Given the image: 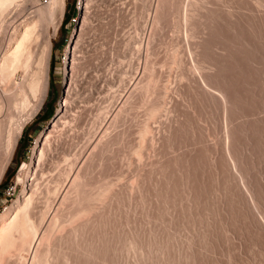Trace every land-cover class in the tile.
Masks as SVG:
<instances>
[{
	"label": "bare ground",
	"instance_id": "bare-ground-1",
	"mask_svg": "<svg viewBox=\"0 0 264 264\" xmlns=\"http://www.w3.org/2000/svg\"><path fill=\"white\" fill-rule=\"evenodd\" d=\"M93 2L81 0L85 17ZM154 2L153 32L134 38L144 59L135 72L119 58L113 67L112 50L92 60L83 32L67 51L57 115L38 138L22 194L0 215V264H264V0ZM65 8L66 0H0V182L50 96ZM173 26L184 34L169 41ZM161 35L172 47L160 61L170 66L166 83ZM139 107L146 118L136 117L134 134ZM129 134L130 183L117 187L105 176Z\"/></svg>",
	"mask_w": 264,
	"mask_h": 264
},
{
	"label": "rangeland",
	"instance_id": "rangeland-1",
	"mask_svg": "<svg viewBox=\"0 0 264 264\" xmlns=\"http://www.w3.org/2000/svg\"><path fill=\"white\" fill-rule=\"evenodd\" d=\"M134 1V2H133ZM137 1V3H135ZM145 0H143V1H139V0H110V1H107V0H94V2L91 4V11H89L90 13L89 14H87V17H85L84 15V8H82L83 6H82V4H81V0H66V8H65V12H64V16H63V19L61 20L62 22H60V26L58 27V30H57V32H56V34L52 37V55H51V92H50V96H49V98H48V100H47V102H46V104L43 106V108H42V110L40 111V113L32 120V121H30L29 123H28V125H27V127L25 128V130H24V132H23V135H22V137H21V139H20V142H19V145H18V147H17V150H16V152H15V154H14V156H13V158H12V161L10 162V165H9V167H8V169H7V171H6V173H5V175H4V177L2 178V180H1V182H0V215L2 214V213H4L10 206H12V204L20 197V195L22 194V189H23V186H22V184L24 183V181H25V179H26V175H27V173H28V169H29V166L31 165V161H33V159H34V149H35V146H36V144H37V141H38V138L41 136V134L43 133V131L44 130H46L50 125H51V122L53 121V119L56 117V115H57V112H58V108H59V106H60V104H61V101H62V98H63V94H64V87H65V82H66V73H65V67H66V64H65V59H66V57H68V50L70 51L71 50V48L74 46V41H76V39H77V37H78V35H81V34H79V33H82V35H84V36H82L81 37V39L83 38V40H84V42H83V45L85 44V46L86 45H88V47L87 48H89L90 49V51L92 50V52H89V54L91 53H93V52H95V50H96V52L95 53H93L92 54V56L95 54H98V55H94L95 57H93L92 58V60L94 59L95 60V62L96 63H100L101 61L99 60L98 61V58L99 59H101V56H102V53H103V51L105 52V51H107V52H105V53H109L110 55H111V52L113 53V54H115L114 55V62L112 61V60H110V64H111V61H112V65H113V67H115V66H117L118 65V63H119V61L120 60H123V62L127 65V66H129L130 64H131V66H132V68H133V71L135 72V68L137 67V65H138V61H142L141 63H143L144 62V59L143 60H139L137 57H138V53H137V50L139 49V42L137 41V43H136V41H134V38H140V37H142L143 35H144V33H145V31H146V33L148 32V30L150 31V29H153L154 30V28L151 26L152 25V17H153V15H154V13L152 14V11L154 12V10H155V4H156V2H154V0H146V1H149L148 3L145 1ZM112 2V4H110ZM114 2V3H113ZM147 3V4H144V3ZM131 3V4H130ZM134 3V4H133ZM97 4V5H96ZM123 4H125V5H123ZM135 5V6H133V5ZM137 4V5H136ZM141 4V5H140ZM95 5V6H94ZM115 5V6H114ZM129 5V6H128ZM138 5L141 7V8H139L138 7ZM143 5V6H142ZM145 5V6H144ZM151 5H153V6H151ZM98 6V7H97ZM110 6V7H109ZM120 6H122V8L121 9H119L120 8ZM126 6V7H125ZM35 7V9H36V6H34ZM96 7V8H95ZM116 9H115V8ZM124 7V8H123ZM132 7H136L135 9L133 8V9H131ZM153 8V9H152ZM94 9V10H93ZM123 9H125V11L123 10ZM128 9V10H127ZM119 10H121V11H119ZM133 10H134V12H133ZM135 10L137 11L138 10V12H135ZM31 11H33L34 12V8H31L30 9V11L29 12H31ZM93 11V12H92ZM127 11V12H126ZM33 12H32V14L31 15H33ZM122 12V13H121ZM125 12V13H124ZM132 12H133V14H132ZM127 13V14H126ZM128 13H129V15H128ZM138 13V14H137ZM15 15V14H14ZM14 15H13V19H15L14 18ZM17 15H18V13H17ZM17 15H15V16H17ZM21 15V14H20ZM20 15H18L19 17H17V19L19 20V18H21V16ZM88 15H91V16H88ZM123 15H125V17L123 16ZM131 15V16H130ZM135 15V16H134ZM177 15V14H176ZM176 15L173 17V19H177V17H176ZM120 16H122V17H120ZM130 16V17H129ZM25 17V16H24ZM24 17L23 18H21V20L22 19H24ZM129 17V18H128ZM134 17H135V19H134ZM84 18H85V20L87 21H85L84 20ZM88 18V19H87ZM90 18V19H89ZM128 18V19H127ZM12 19V20H13ZM17 19L15 20V22L17 21ZM21 20H19L17 23H19ZM90 20V21H89ZM132 20V21H131ZM149 20H151V21H149ZM83 21V23H84V21H85V23H84V26H83V23H81ZM126 21V22H125ZM131 21L132 23H129V22ZM136 21V22H135ZM146 22H147V24H146ZM174 23L173 24H175V21H173ZM16 23V24H17ZM89 23V24H88ZM149 24H150V26H149ZM107 25V26H106ZM111 26V28L109 27V26ZM135 25H136V27H135ZM144 25H147V26H144ZM82 26H83V28H85V29H83L82 28ZM88 26V27H87ZM103 26V27H102ZM104 27H106V28H104ZM136 28V30H135V28ZM147 28V30H146V28ZM174 27V26H173ZM172 27V29L170 30V28H168L167 29V31H165L164 33H166V35L168 34L169 35V37L168 36H166V35H161V37H157V42H156V44L158 43V48L160 47L159 45H161L163 42H161L164 38V42H166V44L164 45V43L162 44V45H164L165 47L166 46H168V45H170V35L173 37H175V36H177V35H182V32H183V34H184V31H182V32H180V30H178V29H176L175 27V30H173L174 28ZM82 28V29H81ZM103 28V29H102ZM148 28H150V29H148ZM87 29H88V31H87ZM109 29V30H108ZM112 29V31H110ZM127 29V30H126ZM142 29H144V30H142ZM80 30H82V31H80ZM84 30V31H83ZM118 30V31H117ZM126 30V31H125ZM153 30H151V32H153ZM177 30V31H176ZM100 33H99V32ZM106 31V32H105ZM115 31V32H114ZM142 31V32H141ZM87 34H90V35H87ZM94 32H96V33H94ZM98 32V33H97ZM104 32V33H103ZM108 32V33H107ZM112 34H110V33ZM122 32V33H121ZM138 34H137V33ZM151 32H148L147 33V35L149 34V33H151ZM116 33H118V35H116ZM119 33H120V35H119ZM143 33V34H142ZM163 33V34H164ZM100 34H102V36H100ZM123 34V35H122ZM127 34L130 36H127ZM108 35H109V38H108ZM116 36V38H115V36ZM125 35V36H124ZM133 35V36H132ZM136 35V36H135ZM118 37V38H117ZM123 37H125V39L123 38ZM164 37V38H163ZM166 37H168V38H166ZM87 38H90L89 40L86 39ZM159 38V39H158ZM93 41H92V40ZM97 41V42H95V40ZM105 39V40H104ZM109 39V40H108ZM115 39V40H114ZM120 39V40H119ZM161 39V40H160ZM166 39H168V40H166ZM86 40V41H85ZM118 40V41H117ZM124 42H123V41ZM132 40L135 42H132ZM135 40H139V39H135ZM103 41V42H102ZM111 41H113L112 43H111ZM89 42H91V43H89ZM108 42V43H107ZM110 42V43H109ZM159 42H161V44H159ZM88 43V44H87ZM99 45H98V44ZM120 43V44H119ZM132 43H134V44H132ZM90 44H91V46H90ZM92 44H94V45H92ZM107 44H109V46L107 45ZM128 46H126V45ZM136 44V45H135ZM101 45V46H100ZM118 45H120L119 47H120V50L121 51H118ZM122 45V46H121ZM161 45V46H162ZM107 47V48H102L101 49V47ZM100 47V48H99ZM108 47H109V49H108ZM164 47V49H163V47H161L159 50H158V54H159V52L161 53V55H160V57H158L157 55H156V57H158L157 59H159V61H158V63H159V65H157V66H160V61L161 60H164V58L163 57H167V55L170 53V51H171V45H170V47L168 48V47H166L165 48ZM92 48H94V50L92 49ZM102 51V52H99L100 50ZM113 48V49H112ZM130 50H129V49ZM136 49V51H135V49ZM106 49H108V50H106ZM146 48L144 47V50H145ZM164 50V52H162V50ZM168 49H170V51H168ZM110 50H112L111 52H110ZM165 50H167L168 52L166 53L167 55L165 56ZM114 51V52H113ZM124 53H123V52ZM126 51H129V53H130V55H131V57H129V55H127V52ZM134 51H135V53H134ZM172 51H173V49H172ZM115 52H117V53H115ZM119 52V53H118ZM123 54H122V53ZM101 53V54H100ZM121 53V54H120ZM134 53V54H133ZM88 54V55H89ZM119 54V55H118ZM126 54V55H125ZM121 55V56H120ZM100 56V57H99ZM118 56H120V57H118ZM136 57L137 58V60H136V62H135V58L134 57ZM98 57V58H97ZM126 57V58H125ZM155 57V58H156ZM163 59H162V58ZM118 58L120 59V60H118ZM122 58H125L126 59V61H125V59H122ZM97 59V60H96ZM129 59H131V61H129ZM118 61V62H117ZM128 61V62H127ZM131 62V63H130ZM135 62V63H134ZM116 63V64H115ZM130 63V64H129ZM156 66V67H157ZM166 65H164L163 67L162 66H160V67H162V68H164V69H162L161 68V72L162 71H166L168 68H169V70H170V66H168V67H165ZM167 68V69H166ZM158 69V68H157ZM101 70V69H100ZM169 70H167L168 72H164V75H165V77L163 78V79H165V81H164V83H166L167 81V75H168V73L169 72H171V70L169 71ZM159 71H160V69H159ZM99 72H101V71H99ZM166 73V74H165ZM129 74H131V73H129ZM169 75H170V73H169ZM167 76V77H166ZM170 78H171V76H170ZM173 78V77H172ZM171 78V79H172ZM170 79V80H171ZM143 108V107H142ZM142 108H137L138 110H140L141 111V113H140V111H138L137 109H135L131 114L132 115H135L133 118H130L129 120H134L135 121V119H137V118H140V117H138V116H140L141 114V116H142V118L144 119V117L146 118V116L144 115V112L143 111H145V107H144V109L143 110H141ZM137 111V112H136ZM140 114H139V113ZM134 113V114H133ZM146 113V112H145ZM136 114H138L137 116H136ZM144 115V116H143ZM131 116V115H130ZM137 117V118H136ZM141 118V119H142ZM141 119H137L138 121H141ZM142 119V120H143ZM132 120L131 121H129V123L131 124V122H132ZM134 124H136V121L135 122H133L132 124H131V126H129L131 129L133 128V130H131V132H133L134 134H136L135 132H136V130H134V128H135V125ZM132 125H133V127H132ZM133 133H131L132 135H134ZM129 136V137H128ZM127 136V140H125L126 141V144L123 142V143H121V144H119L118 146L121 148H119L118 146V148L119 149H117V147H115L114 148V150H113V153H114V151H116L117 150V152H115L114 153V156L116 157L117 156V158L114 160L113 158V154H111V161H110V163H112V161H113V163L114 162H117L116 164H111V166H112V168H115L114 169V171L113 170H110L111 169V167H109V174L107 173V175L105 176L106 178H107V180L109 181L110 179H111V181H112V178H113V181L114 182H112V183H114V184H116V182H118L119 180H120V182L118 183V185H117V187L118 186H120V184L121 185H126L127 183H130V180H129V182H128V179L125 177L126 175H125V173H126V170L125 169H127V164H126V168H125V166H124V164L125 163H123V162H125V160H126V162H127V159H128V157L130 156L129 154V156L126 154L127 152H129L130 153V147L131 146H128L127 144L129 143L130 144V142L129 141H131V143L132 144H135L136 143V141L134 140V138H133V141L131 140V138H130V134ZM135 136V135H134ZM130 139V140H129ZM135 139L137 140V137L135 136ZM122 144H124L123 145V147L121 146ZM131 144V145H132ZM136 145V144H135ZM126 146H128L127 147V150H129V151H127L126 152ZM125 148V149H124ZM129 148V149H128ZM123 150V151H122ZM118 151H120V153L118 152ZM128 156V157H125L124 155V153ZM123 153V154H122ZM151 154H153V153H151ZM123 155V156H122ZM120 157V158H119ZM149 157L150 158H152L153 159V157H152V155L150 156L149 155ZM122 158H123V161H122ZM125 158H127V159H125ZM150 158H148V159H150ZM61 158H56L55 159V161L57 162L58 161V163H60V164H62L63 163V161H61L60 160ZM125 159V160H124ZM119 160L120 161H122V163L120 162L119 163ZM122 164H123V166H122ZM114 165H116V166H114ZM122 167H121V166ZM97 167V170H96V168H95V170H96V173H95V171H94V173H93V178H94V186L95 187H101V186H99L100 184H103V182H99V181H102V179H103V181L105 180L104 178H102V176L101 177H99L100 175H101V171H99L100 169H98L99 168V166L98 165H96ZM118 167V168H117ZM120 167V168H119ZM124 168V169H123ZM53 169H55V168H53V166H52V168H50V170H49V172L51 173V174H49L48 176H50V175H52L53 173H55L54 171H56V169L55 170H53ZM116 169H117V171H116ZM120 171H119V170ZM121 169L122 170H124V171H121ZM110 171H113V172H110ZM122 172V175L120 176V173ZM125 172V173H124ZM100 175H99V174ZM113 173V174H112ZM115 173H116V175H115ZM118 173V174H117ZM46 174H48V173H46ZM99 175V176H98ZM110 176L109 178L107 177V176ZM98 176V177H97ZM113 176V177H112ZM98 178H101V180H99ZM98 179V180H97ZM122 179H123V181L124 182H121L122 181ZM125 179V180H124ZM130 179H132V177H130ZM127 180V182H125ZM133 180V179H132ZM131 180V181H132ZM100 183L99 185H97L98 184V182ZM106 181V180H105ZM111 181H109L110 183H111ZM100 205V204H99ZM102 206V205H101ZM42 207L43 206H39L37 209H36V214H39L38 212H39V209L41 210V211H43L44 209H42ZM38 211V212H37ZM40 211V212H41ZM48 215H47V217H46V220L48 219ZM89 218V217H88ZM122 218V217H121ZM82 219H84V221L85 220H87V218L85 219V218H82ZM82 219H80V220H82ZM45 220V221H46ZM80 220H78L77 222L78 223H76V224H79V223H81V222H84L83 220L81 221V222H79ZM75 223V222H74ZM72 224L73 226L75 225V224ZM122 224L121 225H123L124 224V228H126V224H125V222H124V220H122V222H121ZM126 225V226H125ZM131 226H133L132 224H131ZM130 227V226H129ZM183 227L184 226H182V230H185V229H183ZM185 227L188 229V226H186L185 225ZM184 227V228H185ZM67 228H69V227H67ZM123 228V226H120L119 227V229H122ZM130 228H132V227H130ZM70 229V228H69ZM127 229L129 230V228H128V226H127ZM127 229L123 232V229H122V232H120V234H123L124 235V233H126L124 236L126 237V235H128V233L126 232L127 231ZM181 229V228H180ZM187 229H186V231H187ZM67 231H69L68 229H66ZM186 231H180V233L182 232L183 234H186L187 232H189V230L186 232ZM129 232V231H128ZM181 235V234H180ZM123 236H121V239H123L122 238ZM123 240H125V238L123 239ZM124 241H122V243H123ZM123 245V244H122ZM123 254H125L124 256H123V258H127V257H125V256H127V253L126 252H124ZM12 255V254H11ZM12 257H13V260H15V257L16 256H14V255H12V256H10V258L9 259H11L10 261H13L12 260ZM125 260H127V259H125ZM128 260H129V258H128ZM59 261H61V260H59ZM130 262H128V264L130 263V264H135L134 262H133V260H132V262H131V259L129 260ZM63 263V262H62ZM59 264H61V262L59 263ZM64 264V263H63Z\"/></svg>",
	"mask_w": 264,
	"mask_h": 264
},
{
	"label": "built area",
	"instance_id": "built-area-1",
	"mask_svg": "<svg viewBox=\"0 0 264 264\" xmlns=\"http://www.w3.org/2000/svg\"><path fill=\"white\" fill-rule=\"evenodd\" d=\"M36 2L38 6H42V7H45L51 4V0H36Z\"/></svg>",
	"mask_w": 264,
	"mask_h": 264
}]
</instances>
